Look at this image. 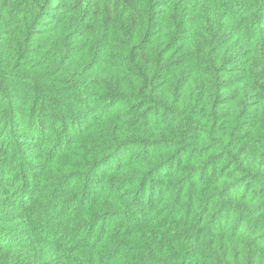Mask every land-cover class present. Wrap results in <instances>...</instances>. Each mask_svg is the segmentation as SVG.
Returning a JSON list of instances; mask_svg holds the SVG:
<instances>
[{
  "label": "trees",
  "instance_id": "trees-1",
  "mask_svg": "<svg viewBox=\"0 0 264 264\" xmlns=\"http://www.w3.org/2000/svg\"><path fill=\"white\" fill-rule=\"evenodd\" d=\"M0 264H264V0H0Z\"/></svg>",
  "mask_w": 264,
  "mask_h": 264
}]
</instances>
